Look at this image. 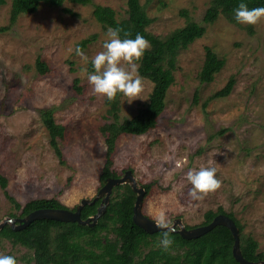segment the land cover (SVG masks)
<instances>
[{
    "label": "rangeland",
    "instance_id": "374dc122",
    "mask_svg": "<svg viewBox=\"0 0 264 264\" xmlns=\"http://www.w3.org/2000/svg\"><path fill=\"white\" fill-rule=\"evenodd\" d=\"M209 1L140 0L154 19L148 29L157 35L186 22L181 9L206 24ZM96 4L111 6L118 17L126 14V0H65L62 6L41 4L9 24L10 0L0 5V24L7 26L0 31V171L21 204L56 196L71 208L94 197L101 186L106 147L100 126L107 121V104L106 97L93 93L87 78L94 71L92 58L107 39V29L92 13ZM85 38L91 39L81 48L87 59L74 51ZM205 46L225 59L210 82L199 78ZM38 56L50 65L49 73L35 69ZM172 71L158 124L117 140L114 169L119 175L131 169L139 184L153 182L142 202L149 217L164 210L172 223L180 218L184 225L197 226L206 210L221 206L240 220L264 252V19L247 25L220 15L179 51ZM141 77L143 91L135 100L129 103L120 94L118 120L131 117L148 100L152 82ZM230 78L229 93L214 96ZM46 108L65 127L60 141L64 164L41 120L40 111ZM201 167L215 168L221 186L192 201L186 173ZM10 212L19 210L0 187V220ZM29 253L23 245L0 240V255L13 256L17 264H32L23 259Z\"/></svg>",
    "mask_w": 264,
    "mask_h": 264
},
{
    "label": "trees",
    "instance_id": "16d2710c",
    "mask_svg": "<svg viewBox=\"0 0 264 264\" xmlns=\"http://www.w3.org/2000/svg\"><path fill=\"white\" fill-rule=\"evenodd\" d=\"M64 1L10 0L9 24L14 23L22 14L36 12L41 4L62 6ZM70 1L81 4L91 2V0ZM6 2L7 0H0V5ZM240 3L247 4L249 8L264 7V0H210L203 20L206 24L212 23L223 15L229 21L238 23L234 18L233 9ZM64 10L68 9L64 8ZM92 13L103 28L121 27L130 33L127 38L131 39L139 33L151 45L138 61L139 75L152 82L148 100L134 115L118 120L121 93L118 92L113 101H109L106 97L107 121L100 126L106 147L104 164L99 173L102 185L107 177L120 176L113 167L117 140L123 134H144L158 124L164 108L166 90L173 81L172 68L177 55L181 49L186 48L205 33L206 24L190 19L187 10L181 9L180 13L186 17V22L182 26L168 31L165 35L154 34L148 29L154 19L140 0H126L124 17H118L111 6L102 4H96ZM6 28V25L0 24V31ZM120 35L122 39L125 38L123 32ZM90 40V38L82 39L78 47L82 48ZM224 63L225 59L219 57L211 46H205L204 60L199 71L200 80L212 81L214 74ZM35 69L40 74H46L50 72L51 67L38 56L35 60ZM77 82L78 79L75 78L74 85L76 89H80ZM231 84L232 78L223 88L216 91L214 96L228 94ZM40 116L49 136V144L59 162L64 164L65 159L60 147V141L65 139L64 125L55 121L51 108L42 109ZM142 185L145 188L144 200L153 182ZM0 187L14 210H19V213L10 212V216H24L42 207L69 208L56 196L33 198L21 204L9 191L8 178L1 171ZM135 197L136 193L128 183L118 184L112 188L105 211L94 225L39 218L20 229H13L9 224H5L0 229V240L6 239L12 244L25 246L30 253L23 259L26 263L32 264H240L232 254L234 241L232 233L223 224H218L195 238H184L177 231H171L169 235L173 243L165 250L159 246L163 230L149 233L133 221ZM100 200L101 198H97L94 202L85 204L81 209V217L85 219L94 214ZM70 209L74 210L75 206ZM219 213L228 215L237 225L243 257L252 261L263 260L264 252L258 251L257 240L244 231L243 224L233 213L226 212L221 206L216 210H206L201 224L210 222Z\"/></svg>",
    "mask_w": 264,
    "mask_h": 264
},
{
    "label": "clouds",
    "instance_id": "9594fccd",
    "mask_svg": "<svg viewBox=\"0 0 264 264\" xmlns=\"http://www.w3.org/2000/svg\"><path fill=\"white\" fill-rule=\"evenodd\" d=\"M233 12L235 20L241 24L256 25L264 19V7L249 8L247 4L240 3ZM121 32L125 37L123 39ZM129 35L130 33L121 27H108L103 50L96 53L91 60L94 71L88 75V82L94 94L107 97L109 101H113L119 92L128 97L131 103L143 91V79L138 73L137 62L151 45L139 33L134 39L127 38ZM74 51L77 56L87 59L80 47H76ZM123 64H126L127 68L122 66ZM186 179L192 185L188 192L192 201L204 199L221 186L215 168L190 169L186 173ZM154 219L156 226L163 230L159 246L167 250L173 243L169 235L174 230L172 221L164 210L159 211ZM0 264H17V260L10 255H0Z\"/></svg>",
    "mask_w": 264,
    "mask_h": 264
},
{
    "label": "water",
    "instance_id": "95a60500",
    "mask_svg": "<svg viewBox=\"0 0 264 264\" xmlns=\"http://www.w3.org/2000/svg\"><path fill=\"white\" fill-rule=\"evenodd\" d=\"M128 183L132 190L136 193L135 201L133 204V221L142 227L147 232H155L162 230L155 224V219L149 217L142 212V202L145 195V188L142 184H139L131 169H126L122 175L117 177H107L105 182L98 189L97 194L92 198H82L80 202L75 206V209L70 208H56V207H42L37 208L24 216H6L0 220V229L9 224L13 229H20L27 226L31 221L39 218H50L62 221H76L79 224L94 225L97 222L99 216L105 211L106 205L109 202L112 188L115 185ZM97 198H101L97 210L94 214L83 219L81 217V209L87 203L94 202ZM223 224L227 226L234 238L232 244V254L234 258L240 264H264L263 260L252 261L243 257L240 249V237L239 229L235 222L226 214L219 213L213 217V219L206 223L197 226L186 227L180 218H176L173 223V231H177L184 238H195L204 234L214 226Z\"/></svg>",
    "mask_w": 264,
    "mask_h": 264
}]
</instances>
